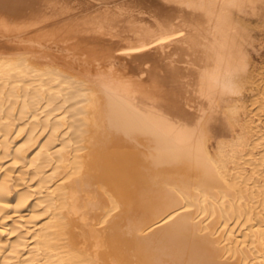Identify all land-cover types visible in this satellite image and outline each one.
Returning a JSON list of instances; mask_svg holds the SVG:
<instances>
[{"label":"bare ground","instance_id":"obj_1","mask_svg":"<svg viewBox=\"0 0 264 264\" xmlns=\"http://www.w3.org/2000/svg\"><path fill=\"white\" fill-rule=\"evenodd\" d=\"M249 15L264 21V0H0V31L24 42L2 43L0 82L34 74L85 97L69 105L74 124L50 125L55 140L69 130L62 149L52 139L28 160L30 141L14 157L42 179L16 213L38 195L34 212L52 205L31 218L48 222L29 258V232L9 256L1 233L3 264H264V181L233 174L224 143L249 99ZM13 178L0 184V222Z\"/></svg>","mask_w":264,"mask_h":264},{"label":"rangeland","instance_id":"obj_2","mask_svg":"<svg viewBox=\"0 0 264 264\" xmlns=\"http://www.w3.org/2000/svg\"><path fill=\"white\" fill-rule=\"evenodd\" d=\"M251 17H253V16L251 15L249 18L242 20L244 24L242 23L241 19L239 20V21H241V24H243V26H245L247 28V30H251L249 33H251V34L253 33L251 36H252V44H254V45L251 44V47L248 48V51L250 54V58H249L250 59V67H249V71H248L247 80L245 83L246 84L245 87L247 86L246 87L247 92H249L248 93L249 99H247L246 103H244L243 106H241L242 108L239 106L238 109L240 111L237 110V112L240 114V122L238 124H236V129H235V132H233V137L231 139H228L224 143H226L228 145V151L227 152H229V153L227 155L229 156V160L232 162L230 171L233 174L237 173V172H241V171L242 172L247 171L243 177H249V176H251V174H254L255 177H260V179L262 181H264V21L255 20V19H257L256 16L253 17L252 19H251ZM249 19H251V20H249ZM7 32H8V29L7 30L4 29V30L0 31V47L2 46V43L4 45L5 42H7L6 44H8V45H24V42H21V38H20L23 34H18V33H13V34L8 33L7 34ZM36 76H38V75L32 74L30 77L28 76L27 79H26V77L18 78V76H17L18 80L17 79H16V81L13 80L14 82L12 80L11 81L9 80L10 83L6 82L9 79L7 77L8 79L4 78L5 80L3 81V79H2L1 81H3V82H0L1 99H2V96L5 97V98H3L4 100L3 99L0 100V101H2V103L5 102L4 104L1 103L2 105L0 104V107L4 108V109L2 108L4 110L3 114H1V111H0V118H1L0 119V132H1V134L4 132L7 133L9 130L8 126L13 127V130H12L13 133H11L12 135L11 134L10 135L5 134V135H7L6 137H5V135H3L4 137L3 136L0 137V147L5 148L4 157H6V159L4 158L0 162L1 163L0 164V166H1L0 167L1 168L0 169V184L6 178H8V177L13 178L14 177L13 178L14 182L12 183V185L14 186L12 189V193H11L12 195L10 194L8 196V198H10L11 200L13 199V201L11 204H9L11 206L8 209L9 212L7 214L5 213L4 215L1 216V218H2L1 222L3 221L2 222L3 224H1L2 228L0 227V235L2 233L1 236L4 237V239H5L4 240L5 241L4 246L2 245V247H4V248L6 247L5 244L7 243V240H8V244H7L8 246L7 247L10 248V245H11V248L13 249V247L19 243V241L21 239V235L24 233L25 234L27 233V235H28V232H29V235L27 236V239H25V241L27 240V243L29 245L30 244L31 245L29 246V248H25V250H24V248H21L24 250L25 253L28 252V250H30L31 247L32 248L35 247V245H36L35 240L36 239L32 240L34 237V234L36 233V231H38L40 229V227L44 226V224H46L48 222V218H46L47 216H45L43 218H38L39 221L37 219H35L37 221V223H36V221L34 222L33 220H31V218L36 213L39 214L41 212H46L48 206L50 207V205H52V204L47 205L46 209L45 208L42 209L39 213L36 210L35 211L36 213H35L34 208H35V206H37L39 204V202H40L39 199H42L38 195V197H40L39 199L37 196L30 199L29 203L27 204L28 207H26L25 210L23 209L24 211H22L23 213L21 212L22 214L16 213V210H17L18 206L21 204V201L23 199V194L27 193V192H34V191L38 192V191H40L41 188L40 189L36 188V186H37L36 183L40 182L42 179L41 178H36V179L34 178L35 177L34 175L36 174V177H37V174H38V171L35 167H29L28 166L25 168V166H22L20 164L18 167L14 166V161H15L14 157L17 154V152L22 149V147L23 148L25 146L27 147V145L30 143V141H32V143L34 142V144H32V143L30 144V145H32L31 146L32 148L30 147V145H28V147H30L31 149L27 147V149H28L27 159L28 160H30V159L32 160L33 157H35L39 152H41L43 150V148L52 139H53V141L57 142L55 150L62 149L65 146L64 144H66V142L68 140H70V137H66L67 136L66 133L69 130L61 133L60 136L57 137L55 140V138H53L54 134H55L54 129L56 130L57 127L61 126V125H59L61 122H62V124L65 122L69 123V125H70V123L74 124V122L76 120H78V115H76V116L73 115V113H72V108L74 107L73 105L78 103V101H79V103H81L82 100L85 99V97H82V98L80 97L81 98L80 99V98H78L79 96L74 98L75 94H73V92H74L75 87L72 90V89H70V87L67 84H65V86H64L62 82H57V83L52 82V81L50 82V79H48V78L40 79L39 76L38 77H36ZM33 77H34V80H33ZM22 78L23 79L25 78V79L23 80ZM19 79H20V81H19ZM37 79H38V82H37ZM39 80L40 81L42 80L43 83H41ZM11 82H13V83H11ZM32 83H33V85L30 86V84H32ZM60 83H62V84L60 85ZM43 84L45 86L47 84L46 87H48V88L45 89V86H43ZM57 85H60V86H57ZM19 88H22V89H19ZM66 88L69 90V91H67L68 93L65 92V90H67ZM248 88L249 89L251 88V89L249 90ZM18 89L21 90L22 93H20V92L18 93V91H19ZM27 89H29V90L27 91ZM54 89H56V91H54ZM58 90H60V91H58ZM42 91H43V93H42ZM71 91H73V92H71ZM16 92H17V94H15ZM25 92L26 93L30 92L29 95H31V93H32V96L33 95L35 96L36 100H33L32 96H31L32 99L30 102H32V100H33V102L35 104V101H37V99H38L37 102L39 104H40V102L42 103V104H40V107L35 106L36 108H39L40 110L37 109L38 111H35L34 105H31L33 103H31V104L29 103L30 106L26 105L24 103V98H22V97H24L23 94H26ZM36 92L39 96L36 95ZM45 92H47V94H45ZM59 92L61 94H59ZM65 93H67L68 96ZM51 94L52 95L54 94V99L57 100V101L55 100L54 103L52 101L53 96ZM45 95H46V97L44 98L43 96H45ZM49 95H51V96H49ZM37 96L40 99L36 98ZM59 96H62V97H59ZM19 97L22 98L23 100L20 99ZM50 97H51V99H50ZM66 97L67 98L69 97L70 99L69 98L68 99L70 101L72 99L73 100L76 99V102L73 103V100H72L71 102L73 104L71 105V103L69 102V100H67ZM41 98L44 100H41ZM17 99L18 100L20 99L23 102L17 101ZM37 102L35 105H39ZM69 105L72 106V108ZM64 106H67V107H64ZM4 114H5V116H3ZM70 117H74V121H73V118L71 120ZM2 118H4V119H2ZM10 118H12V119H10ZM23 118H24V120H23ZM15 119L17 120L18 123L15 121ZM64 119H65V121H64ZM67 120H69L71 122H69ZM79 120H80V117H79ZM59 121H60V123L57 124ZM12 122H15V123H12ZM50 125L53 126L54 129H52L53 127H51ZM37 126H39V130H37L36 132H34V134H32V132L34 131V129ZM4 129H5V131H4ZM6 130H7V132H6ZM71 134H72V132H71ZM33 135H35V137ZM32 137H34V138H32ZM31 139H33V140H31ZM62 141H64L65 143L63 142L64 143L63 144ZM7 142L10 143V145H11L10 148H9V146H6L8 144ZM233 144L235 146H232ZM219 145H220L219 141L214 144V147H213L214 151H217V152L219 151ZM6 150H8V151H6ZM6 152H8V153H6ZM36 171H37V173H36ZM52 173H54V171H52L50 174H52ZM26 176L29 177L28 178L29 181L31 179H35V181L37 180L36 183H34L35 181L34 182L30 181V183L33 182V185L27 184V183H29V181H27V182L23 181L24 178H27ZM21 178H23V179L21 180ZM17 179H18V181H17ZM16 183H18V184H16ZM16 185L17 186L22 185L21 187L22 188L24 187V188L23 189H21L20 187L17 188ZM260 190L259 191L262 192L263 189H260ZM256 191H257V189H256ZM28 218H29V221L31 220L30 222L32 223V224H29V222H28V225L30 227H26L27 229L24 228V230H22L21 232H18L19 234L15 233V235H14V230H15L14 228L16 227V225L18 226L20 222L28 221ZM33 224H35L36 226H34ZM32 230H34V231H32ZM8 248H7L8 251H6V253L9 256L14 249L12 250L11 248L10 249H8ZM21 249H19V251L23 252ZM3 254H1V255L3 256ZM7 254L6 255L4 254V256L6 257ZM4 256L2 258L0 256V260H1L0 264H3V261L5 260ZM30 256H32V255H30V252H28L27 254H25L23 259L29 258ZM16 261L18 262L17 258H14L13 261H11L9 263L15 264V263H17Z\"/></svg>","mask_w":264,"mask_h":264}]
</instances>
